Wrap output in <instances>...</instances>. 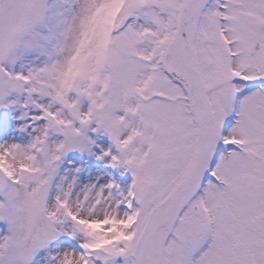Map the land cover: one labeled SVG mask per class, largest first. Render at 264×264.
<instances>
[{
	"label": "snow or ice",
	"instance_id": "6c2138e0",
	"mask_svg": "<svg viewBox=\"0 0 264 264\" xmlns=\"http://www.w3.org/2000/svg\"><path fill=\"white\" fill-rule=\"evenodd\" d=\"M0 264H264V0H0Z\"/></svg>",
	"mask_w": 264,
	"mask_h": 264
}]
</instances>
